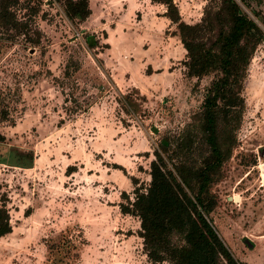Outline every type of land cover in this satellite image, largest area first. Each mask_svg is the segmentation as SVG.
Segmentation results:
<instances>
[{"label":"rangeland","instance_id":"374dc122","mask_svg":"<svg viewBox=\"0 0 264 264\" xmlns=\"http://www.w3.org/2000/svg\"><path fill=\"white\" fill-rule=\"evenodd\" d=\"M31 1L39 43H0V264H152L121 206L149 183L159 141L199 126L215 74L187 75L180 26L221 0H88L85 21ZM235 1L264 36V0ZM240 98L205 217L241 264H264V41Z\"/></svg>","mask_w":264,"mask_h":264},{"label":"trees","instance_id":"16d2710c","mask_svg":"<svg viewBox=\"0 0 264 264\" xmlns=\"http://www.w3.org/2000/svg\"><path fill=\"white\" fill-rule=\"evenodd\" d=\"M57 1L70 21H85L90 15L88 0ZM151 1L172 5V0ZM31 3L0 0V43H15L18 39L25 44L39 43L33 20L40 6ZM221 3L198 24L180 26L187 75L215 74L198 114L199 126L194 120V125L189 124L173 140L166 137L159 141L149 164V183L136 187L134 201L121 206L124 214L140 220V235L152 264H241L205 215L216 205L210 186L235 142L230 130L226 143L220 137V127L230 126L233 118L240 117L242 82L264 36L235 0ZM32 35L37 36L36 40ZM9 231L8 226L0 227V237Z\"/></svg>","mask_w":264,"mask_h":264},{"label":"water","instance_id":"95a60500","mask_svg":"<svg viewBox=\"0 0 264 264\" xmlns=\"http://www.w3.org/2000/svg\"><path fill=\"white\" fill-rule=\"evenodd\" d=\"M244 242H245V244L250 245V242L248 241V239H244Z\"/></svg>","mask_w":264,"mask_h":264}]
</instances>
